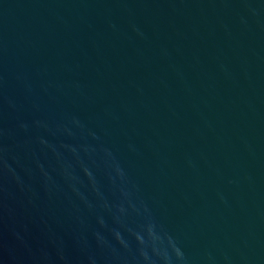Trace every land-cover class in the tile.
<instances>
[{"label":"water","instance_id":"obj_1","mask_svg":"<svg viewBox=\"0 0 264 264\" xmlns=\"http://www.w3.org/2000/svg\"><path fill=\"white\" fill-rule=\"evenodd\" d=\"M0 264H264V0H0Z\"/></svg>","mask_w":264,"mask_h":264}]
</instances>
